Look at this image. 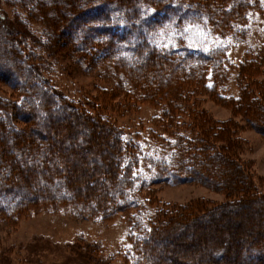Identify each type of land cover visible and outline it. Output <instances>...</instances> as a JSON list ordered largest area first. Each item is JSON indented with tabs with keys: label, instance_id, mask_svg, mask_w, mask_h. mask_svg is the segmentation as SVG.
I'll return each mask as SVG.
<instances>
[{
	"label": "trees",
	"instance_id": "1",
	"mask_svg": "<svg viewBox=\"0 0 264 264\" xmlns=\"http://www.w3.org/2000/svg\"><path fill=\"white\" fill-rule=\"evenodd\" d=\"M262 3L0 0V68L16 75L0 72L12 90L0 97V233L66 206L83 219L124 215L131 245L120 250L122 264H187L184 257L246 264L244 253L264 262V195L244 171L240 136L247 127L264 135V48L226 69L218 56L169 45L163 33L200 22L236 39L254 12H264ZM61 59L110 85L96 81L69 95L53 77L76 69ZM224 74L236 95L220 92ZM204 95L233 107L244 123L213 119ZM145 103L156 114L150 128L139 125L140 141L125 120ZM161 183H197L237 200L215 208L206 200L163 204L153 193ZM190 232L195 244L187 245ZM84 248L85 263L112 264L102 246Z\"/></svg>",
	"mask_w": 264,
	"mask_h": 264
},
{
	"label": "rangeland",
	"instance_id": "2",
	"mask_svg": "<svg viewBox=\"0 0 264 264\" xmlns=\"http://www.w3.org/2000/svg\"><path fill=\"white\" fill-rule=\"evenodd\" d=\"M262 4L264 6V0ZM185 23L184 26H170L164 29L163 33H165L167 43L172 46L190 47L199 56L200 53L207 58L218 56V59L223 62L221 66L226 69H229L228 64L238 65L245 57L246 52L251 53L264 48V12H254L249 18L245 35L238 36L236 39L222 38L213 33L211 28L204 23ZM101 59L103 56L99 57V60ZM61 61L69 64L71 66L69 69H76L75 73L67 75V77L62 73L53 77V79L56 78L55 82L59 81L62 87L68 89L69 95H74V92L83 89H90L91 84L96 81L101 86L111 83L109 81L102 83L96 80V77L91 73L83 74L78 67L70 64V60L61 59ZM199 64L207 66L208 62L202 63L199 60ZM7 70L11 76H16L11 67L0 68V72L6 73ZM223 79L225 81L221 87L225 90L222 89L220 92L224 91L226 95H236V85L233 80L226 79L225 74ZM11 92V86L8 83L0 82V97L9 98ZM203 101V107L208 114L219 123L228 121H235L237 124L244 123L242 115L236 113L233 107L221 104L213 96L204 95ZM155 114L154 108L149 104H143L139 112L125 120L127 123L129 120L132 122L131 134L134 135L138 131L142 134L140 141L146 140V135L144 131L140 130L139 125L142 124L145 128H150ZM240 136L245 141L244 153L241 158V162L246 165L244 171L252 173L257 187L261 190L259 194L264 195V135L255 128L247 127L241 130ZM142 144L144 153L149 155L153 153L152 144L151 147L146 146L145 142ZM153 193L159 202L178 207L206 200L208 208H215L222 204H230L233 199L237 200L224 192L213 191L197 183L179 185L161 183L153 187ZM71 211L69 207L60 206L54 211L46 210L35 216L25 217L21 219L17 227H9L4 230L0 233V264H87L85 263L84 247L88 244L102 246L106 257L110 261L112 259V264H122L120 250L122 252L124 247L129 246L130 248L131 245L126 237L129 236L130 225L127 223L128 220L124 219V215L104 221L79 218ZM238 220L233 222H239ZM240 221L247 224L244 218ZM206 228L204 225L202 226L203 230L200 229V231H206ZM194 240L195 238L190 232L184 239V243L191 245L193 242L195 244ZM184 258L186 259L182 258L181 261L184 260L183 262L187 264L191 263L187 257ZM242 259L246 264H264L262 260H255L254 257L245 253L242 254ZM164 262V264L170 263L169 260Z\"/></svg>",
	"mask_w": 264,
	"mask_h": 264
}]
</instances>
